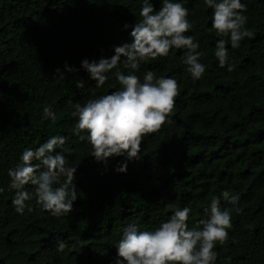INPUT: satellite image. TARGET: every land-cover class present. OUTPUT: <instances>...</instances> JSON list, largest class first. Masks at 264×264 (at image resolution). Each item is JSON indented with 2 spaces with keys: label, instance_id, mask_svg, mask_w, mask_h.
<instances>
[{
  "label": "trees",
  "instance_id": "trees-1",
  "mask_svg": "<svg viewBox=\"0 0 264 264\" xmlns=\"http://www.w3.org/2000/svg\"><path fill=\"white\" fill-rule=\"evenodd\" d=\"M242 2L252 36L236 49L226 44L233 65L227 71L214 56L212 10L203 0H185L192 23L186 34L204 52L205 74L193 80L179 49L141 64L136 75L150 69L172 76L179 94L171 122L147 134L140 160L117 174L113 168L121 158L96 162L86 139L73 135L71 113L75 103L119 87L112 76L96 88L79 65L83 58L110 57L114 46L128 42L131 28L123 25L140 19V0H0V264H114V245L126 224L152 229L173 207L187 206L191 227L205 218L213 196L232 208L222 190L239 195L241 210L231 212L229 239L216 246V264H264V0ZM151 3L154 10L161 6L160 0ZM65 63L77 71L55 79ZM77 79L85 81L83 88L75 87ZM45 106L55 120L42 119ZM53 135L67 137L62 154L67 166H76L72 212L52 216L33 198L26 202L32 210L18 214L7 169L24 148Z\"/></svg>",
  "mask_w": 264,
  "mask_h": 264
},
{
  "label": "clouds",
  "instance_id": "clouds-1",
  "mask_svg": "<svg viewBox=\"0 0 264 264\" xmlns=\"http://www.w3.org/2000/svg\"><path fill=\"white\" fill-rule=\"evenodd\" d=\"M185 0H160L154 10L151 0H140L139 17L131 26L128 42L113 47L110 57L80 61V69L100 88L112 76L119 87L115 91L89 98L84 104L75 103L71 113L76 118L72 129L81 141L86 139L91 146V157L101 164L109 158L117 160L113 171L125 174L129 162L140 160L141 142L147 134L158 132L165 123H170L179 85L172 76H155L145 69L142 78L136 75L141 64L169 55L170 49L182 51V63L193 80L205 74L206 65L201 63L204 52L200 44L188 33L192 23L188 19ZM212 10L210 29L218 39L214 56L218 67L233 69L229 63V49L240 47L245 38L252 36L246 27L247 5L242 0H203ZM121 66L128 69L122 72ZM115 69L113 72L112 70ZM77 69L65 63L63 71L55 70V79H65L64 73ZM85 81L77 79L76 88H83ZM42 119L55 120V113L47 106L42 109ZM67 137L53 135L38 147L23 149L19 162L7 169V189L14 190L11 203L16 213L31 211L27 201L35 198L42 211L55 217H67L77 199L75 179L76 166H67L62 154ZM60 151H57V150ZM38 161V163H33ZM61 178L63 180L61 181ZM34 186V191L25 188ZM5 188L0 187V193ZM221 197L232 205L222 207L220 198L213 196L206 216L189 226V207H173L171 214L152 229L141 230L137 223L123 227L115 243L114 264H216L217 245L224 246L232 227L231 212H239V195L221 191ZM58 250L65 247L63 240L56 244Z\"/></svg>",
  "mask_w": 264,
  "mask_h": 264
}]
</instances>
